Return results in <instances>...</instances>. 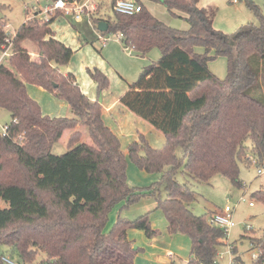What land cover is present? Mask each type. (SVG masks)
Listing matches in <instances>:
<instances>
[{"label": "trees", "instance_id": "trees-1", "mask_svg": "<svg viewBox=\"0 0 264 264\" xmlns=\"http://www.w3.org/2000/svg\"><path fill=\"white\" fill-rule=\"evenodd\" d=\"M134 1L141 6L139 13L114 12L112 20L91 23L97 30L98 22H106L108 30L101 35L120 36L123 48L139 57L152 50L161 55L127 85L120 99L165 139L162 148L155 149L139 135L127 147V158L138 170L159 176L144 188L128 185L127 158L102 118L99 98L109 87L108 77L97 68L86 70L97 87L98 98L92 101L72 74L61 71L74 52L51 30L60 12L45 21L27 18L14 35L5 32L6 22L0 20V48L6 38L12 43L9 68L0 64V110L11 117L7 136L0 135V264H5L4 256L33 264L39 254L45 256L41 264H136L140 249L128 231H140L148 239L158 231L151 227V212L134 220L120 212L143 198L155 201L154 210L163 214L169 235L189 238L187 264H213L225 233L209 224V216L191 212L195 193L176 176L181 173L208 183L222 175L242 188L238 168L242 150L264 169V10L245 0L258 26L247 24L227 35L211 26L198 0H150L184 20L188 25L184 31L166 26L140 0ZM25 41L36 45L38 60L30 59L22 46ZM220 57L226 61L223 79L207 69ZM28 85L64 101L73 116L44 115L28 95ZM77 127L86 128L89 141L81 142V133L73 132L67 152L54 155L53 145L65 131ZM252 198L264 204V190ZM119 205L106 232L109 214ZM251 246L259 253L257 263H264V240L252 238ZM231 251V264H241L235 248Z\"/></svg>", "mask_w": 264, "mask_h": 264}, {"label": "rangeland", "instance_id": "rangeland-1", "mask_svg": "<svg viewBox=\"0 0 264 264\" xmlns=\"http://www.w3.org/2000/svg\"><path fill=\"white\" fill-rule=\"evenodd\" d=\"M112 1L113 0H102L101 3L100 0H95L96 4L102 5V15H100V19H113L114 12L112 10ZM251 1L257 7L264 10V0ZM140 2L155 18L166 26L179 31L188 29V25L184 20L171 15L159 3L150 0H140ZM199 4L211 10L207 12L211 14V26L216 31L224 34H235L242 26L247 24L258 26L256 17L251 10L247 8L244 1L237 0L236 3H233V0H200ZM49 5L51 4H49L47 0H0V6L4 7L0 9V20L6 22V26L4 27L5 32L14 35L27 18H32L34 15L33 7L44 9ZM54 14L55 13L50 16L52 17ZM82 19L83 20L79 22L74 21L71 16H63L56 19L54 24L58 31H62L66 34L69 48L74 52L69 63L61 67V71L63 73H73L78 81L83 83V86L85 80L90 81L86 74V67H95L100 69L108 77V92L110 96H117L123 87L126 86L127 81L130 82L136 79V75H138V63L141 62L143 58V64L147 65L151 62L158 61L161 57L158 50H152L146 57H139L134 51L124 49L120 40H118L115 35H108L105 37L98 36L91 21L86 18ZM99 38L101 42L105 41V45L107 46H119H116L118 48L117 51H112L110 56H108V60L102 56V49L97 41ZM22 46L28 52L31 60H38L39 53L35 44L25 41ZM196 52H202V49L196 48ZM2 64L9 68L7 58L2 60ZM207 69L216 78L223 79L226 73V61L222 57L217 58L207 65ZM27 93L30 98L38 103L43 114L52 118H70L73 116V112L71 113L69 106L64 101L58 100L55 96L41 88L28 85ZM103 120L106 126H108L119 138L121 151L126 158L128 144L134 140H138L136 136L138 132L144 134L147 143L152 148L159 149L163 146V134L155 129H151L152 127L145 121H140V119H138L141 122L139 124L126 122V124L123 125L125 128H121L123 131L121 133L119 130L120 128H115L113 123L106 120V117H104ZM10 122V114L5 110H0V127H4ZM123 122L125 121L123 120ZM70 134V131H65L59 142L53 145L51 151L54 155L59 156L67 152ZM82 140L83 138H81L80 141ZM246 145L249 146L250 142L248 141ZM238 159L239 179L242 182V188L232 186L230 181L222 175H215L208 183L192 181L181 173H178L176 176L179 183L187 184L189 189L195 193V201L189 205L194 215H207L210 217L213 213L223 210L227 205L231 207L235 206L233 212V223L235 227L228 231L227 238L223 239L224 244L218 249V257L216 259L218 264H230L233 257L232 254H234L229 252L230 246L235 248L234 256L240 257L242 261L241 264H252V257L257 253V250L256 248H252L251 239L264 240V204L252 198L253 193L264 190V174H257V170L261 169V167L255 164L253 156H251L248 151L242 150ZM126 174L128 185L134 188L147 187L154 183L159 177L156 174H147L138 170L128 158ZM242 198H244L245 201H241ZM249 202H253L254 206L249 207ZM2 203L3 202L0 201V207L3 206ZM153 204L154 201L152 199L143 198L138 203L122 210L120 216L127 220H134L147 212H151L149 215L151 227L158 231L156 238L164 239L167 236L169 237L166 230L167 224L163 214L153 209ZM119 208L120 205L116 206L109 214V220L105 228L106 232H108L114 224L119 214ZM244 226L250 227L251 230L249 232L245 231ZM131 231L140 233V231L136 230ZM135 236L133 237L136 239L134 246L140 249L141 252V250L143 251L145 242L150 239L146 238L145 235L143 236L144 240L140 236ZM175 236V240L179 246L184 244V246L187 247L188 242L190 244L188 237L181 234H176ZM258 246L261 247V244ZM44 257L43 254H39L33 264H41L40 262ZM174 259L177 260L174 264H179V262H181L179 256ZM135 263L144 264L140 261H135ZM168 264H170V262H168Z\"/></svg>", "mask_w": 264, "mask_h": 264}, {"label": "crops", "instance_id": "crops-1", "mask_svg": "<svg viewBox=\"0 0 264 264\" xmlns=\"http://www.w3.org/2000/svg\"><path fill=\"white\" fill-rule=\"evenodd\" d=\"M101 1L102 0H100V2ZM199 2H200V0H198V3H197V6H198L199 9H201L203 11H206V13L211 11L207 7L200 6ZM101 6L102 5L97 4L98 12H99L100 15H102L101 14V11H102ZM207 15H208V18H209V22L211 24V21H210L211 14H208L207 13ZM60 17H63V15L60 14V16L57 17L56 19H59ZM82 20L83 19L79 20V22L82 21ZM53 24H54V22L51 24V30L54 33V38L57 39L58 41H60L61 43H63L66 47H69V44L67 43V36H66V34H64L62 31H58L57 28H56V26H55V24L54 25ZM95 31L98 34V36L105 37V36H102L101 33H99L97 30H95ZM97 41L99 42L100 47L102 49V56L105 59H107V60H108V56H110V54L112 53V51H117L118 50L117 47H119V46L116 45L115 43L114 44L117 47L114 46V45L113 46H111V45L110 46L105 45V42H103V41L101 42L100 38ZM143 60H144V58H143ZM143 60H141V62L138 63V66H139L138 67V73H137L138 75H136L137 77H136V79L134 81L137 80V78H138L139 74L141 73L142 69L145 66L148 65V64L147 65H144L143 64ZM94 68H88V67H86V70L87 69L92 70ZM98 70H100V69H98ZM105 73H107V72H105ZM64 74H68V73H64ZM70 74H72L75 77V80H76L77 84L79 85V87H80V89H81V91H82V93L84 95H86L92 101H94V100H96L98 98L96 84L90 78H89L90 81H87V80L84 81L85 82L84 83L85 89H84L83 83H81L80 81H78V79L76 78V76L73 73H70ZM119 76L121 78H123L121 75H119ZM134 81H130V82L127 81L126 82V86L123 87V89L119 92V94L117 96L111 97L110 94H109V92H108V89H107L106 91H104L101 94V97H100L101 98V105H102V118L104 119V117H106V120L107 121L109 120L111 123H113L115 128H120L119 130H120L121 133L123 132L121 128H125L123 125H125L126 122H129V123L132 122L133 124H137V123L139 124V123H141L140 121L142 120L139 117H137L135 114H133L130 111H128L120 103V99L127 92V89H128L127 85L130 84V83H132V82H134ZM88 88H89V91H88ZM70 110H71V108H70ZM66 112H67V109H66ZM71 113H72V110H71ZM138 119H140V121ZM123 120L125 122H123ZM151 129H154V128L152 127ZM70 132H71V134L73 132H80L81 133V138H83V140L81 142H83V143L89 141L88 134H87V130L84 127H77L75 130L70 131ZM70 135H69V137H70ZM139 135L144 136V134L138 132L137 135H136L137 138H138ZM134 141H136V140H134ZM164 141H165V139H164ZM132 142H130V143H132ZM155 207H156V203L154 201L153 209H155ZM164 220H165V218H164ZM152 226H154V225H152ZM135 235L140 236L142 239H143V236H144L142 234V232L137 233V232H134V231L129 230L128 231V237H129L130 240H132V239L134 240V241L132 240L133 241V244L135 243V240H136L135 238H133ZM175 237H176L175 235H169V237L167 236L164 239H159V238L154 237V238L150 239L149 241H146L145 242V245L143 246V251L141 250V252L136 255L135 261L136 262L140 261V262H143L144 264H168V262H170V264H174L175 261L177 262V260L174 259V258L175 257L177 258V256H179V259L181 260V262H179V264H187L188 259H189V251H190V246L189 245L190 244L188 242L187 247L184 246V244H182L181 246H179V244L175 240ZM163 262H166V263H163Z\"/></svg>", "mask_w": 264, "mask_h": 264}, {"label": "built area", "instance_id": "built-area-1", "mask_svg": "<svg viewBox=\"0 0 264 264\" xmlns=\"http://www.w3.org/2000/svg\"><path fill=\"white\" fill-rule=\"evenodd\" d=\"M237 0H233V3H236ZM112 10L115 13L121 14V15H127L132 16L134 14H137L141 11V6L136 3L134 0H113L112 4ZM34 15L32 18L37 16L41 21L48 20L50 18L51 14L55 13L56 11L60 12L63 16H71L74 21H79L82 18H86L89 21L91 19H100V14L97 10V4L95 3V0H56L55 2H52L51 5L46 6L44 9H38L33 7ZM118 40H120V36H116ZM105 42V41H103ZM11 40L9 38H6L4 40L3 45L0 48V64L2 63V60L5 58H8L11 54ZM0 135L1 136H7V124L4 127H0ZM19 141L22 140V136L19 137ZM257 174L261 175L264 174V169H258ZM241 201H245L244 198H242ZM249 207H253L254 203L249 202ZM235 210V206L231 207L229 205L225 206L223 210L217 211L213 213L209 218L208 222L214 227H217L221 229L225 233V238H227L228 231L231 230L233 227H235V224L233 223V212ZM245 231L249 232L251 230L250 227L244 226ZM224 238V239H225ZM230 246V245H229ZM229 252L231 251V246L229 247ZM218 257V256H217ZM259 253L257 251L256 254L252 257V264H258L259 261ZM217 259V258H216ZM2 260L5 264H20L8 257H2ZM232 262V259L230 261V264ZM213 264H218L217 261H215ZM264 264V263H260Z\"/></svg>", "mask_w": 264, "mask_h": 264}, {"label": "water", "instance_id": "water-1", "mask_svg": "<svg viewBox=\"0 0 264 264\" xmlns=\"http://www.w3.org/2000/svg\"><path fill=\"white\" fill-rule=\"evenodd\" d=\"M241 1H245V0H241ZM107 30H108V25H107L106 22H104V21L98 22V24H97V31L99 33H106ZM39 56H40V54H39ZM99 101L101 102V98H99Z\"/></svg>", "mask_w": 264, "mask_h": 264}]
</instances>
